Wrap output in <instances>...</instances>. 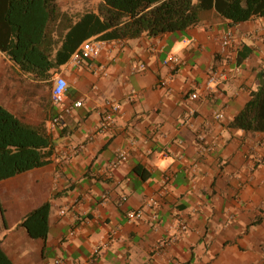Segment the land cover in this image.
Here are the masks:
<instances>
[{
    "label": "crops",
    "instance_id": "0c3cea01",
    "mask_svg": "<svg viewBox=\"0 0 264 264\" xmlns=\"http://www.w3.org/2000/svg\"><path fill=\"white\" fill-rule=\"evenodd\" d=\"M261 71L264 16L234 24L208 9L182 32L71 58L51 80L82 106L53 128L44 82L0 52V104L55 139L49 164L0 182V248L12 264H264V133L229 127ZM106 100L120 111L102 129ZM48 201L47 238H31L21 223Z\"/></svg>",
    "mask_w": 264,
    "mask_h": 264
},
{
    "label": "trees",
    "instance_id": "16d2710c",
    "mask_svg": "<svg viewBox=\"0 0 264 264\" xmlns=\"http://www.w3.org/2000/svg\"><path fill=\"white\" fill-rule=\"evenodd\" d=\"M86 7L62 9L58 0H0V52L22 74L45 82L91 39L126 41L182 32L212 8L234 24L264 16V0H98L95 9ZM257 78V89L230 128L264 133V71ZM54 148L45 122L28 124L0 104V182L46 166ZM139 173L147 179L144 170ZM50 211L48 201L26 215L21 227L29 237L47 238ZM0 264H12L1 248Z\"/></svg>",
    "mask_w": 264,
    "mask_h": 264
},
{
    "label": "built area",
    "instance_id": "2783aa9c",
    "mask_svg": "<svg viewBox=\"0 0 264 264\" xmlns=\"http://www.w3.org/2000/svg\"><path fill=\"white\" fill-rule=\"evenodd\" d=\"M224 45H227L229 42V39H226L223 41ZM105 47L104 41H97L95 39L88 40L84 42L80 49L74 53L72 56V61L75 65L81 64L83 61L86 60H92L96 59L101 52L103 51ZM177 58H170L166 61L168 62H174L178 63ZM207 84L209 87H213L218 84V79L214 73H211L208 77ZM67 81L62 76H57L54 79L53 87L51 90V100L55 107H57V114L53 117L51 121V126L54 128L61 123L64 122L65 117L70 115L75 108H79L82 106L81 101H76L71 105H65L66 101V90H67ZM192 99H198V95L196 93H193L191 95ZM120 111V104L117 102H113L112 100H106L104 103V110L102 111V122H101V128L106 129L109 126H111L116 118L117 113ZM217 119L222 118L221 113L216 114ZM203 139V137H200ZM126 160V155L124 153H121L118 155V161ZM123 201H126L127 199L124 197L122 199ZM128 221L133 222L136 220H139L141 218V212L139 210H131L127 213ZM185 228V226H184Z\"/></svg>",
    "mask_w": 264,
    "mask_h": 264
},
{
    "label": "rangeland",
    "instance_id": "374dc122",
    "mask_svg": "<svg viewBox=\"0 0 264 264\" xmlns=\"http://www.w3.org/2000/svg\"><path fill=\"white\" fill-rule=\"evenodd\" d=\"M58 3L61 5L60 7L62 9H67L70 7L73 10H79L82 9L84 6H87L86 8L95 9L96 5L98 3V0H58ZM54 79L49 82H44L39 84L38 90L40 93L44 96L51 98V90L53 87ZM52 102V101H51Z\"/></svg>",
    "mask_w": 264,
    "mask_h": 264
}]
</instances>
